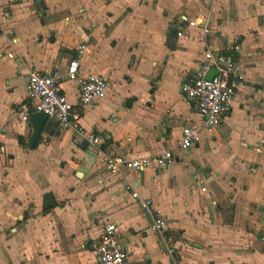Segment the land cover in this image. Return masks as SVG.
I'll use <instances>...</instances> for the list:
<instances>
[{
  "label": "crops",
  "instance_id": "1",
  "mask_svg": "<svg viewBox=\"0 0 264 264\" xmlns=\"http://www.w3.org/2000/svg\"><path fill=\"white\" fill-rule=\"evenodd\" d=\"M202 16L206 35L187 24ZM82 42L81 67L109 87L79 123L112 154L174 155L164 168L125 171L129 190L51 117L29 147L30 120L18 117L30 70L63 73ZM233 42L244 80L230 112L178 149L182 127L200 122L182 81L195 75L200 50ZM61 86L76 104L75 85ZM260 140L264 0H0V264H97L92 247L105 221L118 226L128 264H264V243L254 239L264 236ZM134 191L166 217L162 231L150 228ZM48 192L59 205L43 214Z\"/></svg>",
  "mask_w": 264,
  "mask_h": 264
},
{
  "label": "built area",
  "instance_id": "2",
  "mask_svg": "<svg viewBox=\"0 0 264 264\" xmlns=\"http://www.w3.org/2000/svg\"><path fill=\"white\" fill-rule=\"evenodd\" d=\"M187 24L199 29L204 35L211 31L210 21L205 16L189 19ZM181 34L182 31L177 32V35ZM86 44L82 42L78 45L63 73L46 74L34 68L30 70L26 84V103L18 107V117L20 121L29 122L31 113L41 112L55 119L59 125L70 129L74 144L85 145L88 149L97 151L106 170L110 174L120 175L122 185L129 190L131 185L124 175L125 171H142L151 164L164 168L173 163L174 155L172 150H165L160 155L133 158L112 154L107 151L109 144L104 137L79 123L83 109L104 99L109 87L105 77L81 67L80 57ZM240 51L239 42H233L220 50L206 48L198 52L196 73L182 81L180 92L188 102L195 105L200 122L182 127L176 145L178 149L188 150L197 145L201 140V132L211 131L230 112L237 90L244 80L240 69ZM212 68L216 70V74L211 79H206V74ZM62 81L75 85L76 104L67 98L61 86ZM112 120L115 121L114 118ZM263 144L264 140H260L255 148L257 152L261 151ZM131 196L149 216L150 228L156 232L162 231L166 227V217L153 207V200L141 198L135 191ZM254 239L264 243V236H255ZM248 243L251 244L252 240ZM92 253L97 264H128V255L115 222H104L97 242L93 244ZM168 253L174 259L175 248L169 247Z\"/></svg>",
  "mask_w": 264,
  "mask_h": 264
},
{
  "label": "water",
  "instance_id": "3",
  "mask_svg": "<svg viewBox=\"0 0 264 264\" xmlns=\"http://www.w3.org/2000/svg\"><path fill=\"white\" fill-rule=\"evenodd\" d=\"M176 32L175 30L173 31ZM216 74V70L212 68L205 76L206 79H211ZM47 116L41 112H34L30 114V125L32 127V133L29 137V147H34L42 128L47 120Z\"/></svg>",
  "mask_w": 264,
  "mask_h": 264
},
{
  "label": "trees",
  "instance_id": "4",
  "mask_svg": "<svg viewBox=\"0 0 264 264\" xmlns=\"http://www.w3.org/2000/svg\"><path fill=\"white\" fill-rule=\"evenodd\" d=\"M59 202L55 199L54 195L50 192L43 195L42 200V213L46 214L54 207L58 206Z\"/></svg>",
  "mask_w": 264,
  "mask_h": 264
},
{
  "label": "rangeland",
  "instance_id": "5",
  "mask_svg": "<svg viewBox=\"0 0 264 264\" xmlns=\"http://www.w3.org/2000/svg\"><path fill=\"white\" fill-rule=\"evenodd\" d=\"M50 121V120H49Z\"/></svg>",
  "mask_w": 264,
  "mask_h": 264
}]
</instances>
